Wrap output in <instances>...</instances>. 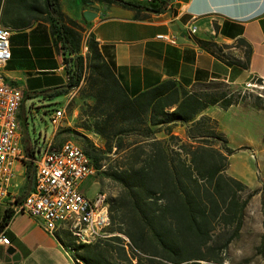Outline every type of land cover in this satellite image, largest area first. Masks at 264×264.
<instances>
[{"label":"trees","instance_id":"16d2710c","mask_svg":"<svg viewBox=\"0 0 264 264\" xmlns=\"http://www.w3.org/2000/svg\"><path fill=\"white\" fill-rule=\"evenodd\" d=\"M76 1L87 8L118 5L148 15L166 12L169 3ZM61 2L0 0V26L20 29L32 22L49 24L67 82L40 94L51 101L77 91L78 102L69 104L79 108L77 128L98 137L102 145H95L85 134L72 133L80 137V147L90 159L99 185L107 181L116 188V193L106 198L111 236L90 244L68 240L64 246L83 264H223V254L239 237L256 191L227 173L234 151L219 122L205 111L211 107L226 111L237 105L264 111V97L231 91L222 81L187 89L172 79L130 95L98 42L92 35L84 36L83 27L62 12ZM196 42L226 64L236 62L224 54L231 46ZM237 45L245 47L246 68L251 47L243 39ZM197 86L201 88L196 90ZM22 125L23 149L29 158L23 165L31 191L37 141L31 142L27 123ZM178 125L185 128L184 139L174 133Z\"/></svg>","mask_w":264,"mask_h":264},{"label":"crops","instance_id":"0c3cea01","mask_svg":"<svg viewBox=\"0 0 264 264\" xmlns=\"http://www.w3.org/2000/svg\"><path fill=\"white\" fill-rule=\"evenodd\" d=\"M90 8L79 6L76 0L61 2L62 12L83 27L84 36L92 35L98 42L104 58L112 64L130 95L168 79L187 89L211 81H222L236 89L253 80H264V0H169L166 12L149 15L118 5L95 4L93 9ZM86 11L95 13L87 23L84 21ZM193 27L196 29L194 34L190 32ZM9 29L12 30L9 37L11 58L4 69V77L24 95L18 113L21 137L22 123H27L29 115L48 116L52 109H64L65 119L62 127L53 128L51 136L42 138L41 142H51L58 148L66 142L59 141L61 132L67 133L68 141L74 140L73 131L88 137L92 135L77 128V104L66 114V104H62L69 94L62 96L61 103L59 97L50 101L40 94L67 82L62 56L52 43L49 24L32 22L24 28ZM159 34L176 35L178 45L157 40ZM239 39L251 47L246 68L243 67L245 47L237 45ZM196 41L231 46L226 50L232 52L236 62L226 64L202 49ZM75 100L78 102L77 95ZM50 105L53 108H48ZM233 107L256 110L243 105L229 109ZM209 110L205 114L211 116ZM14 170L9 196L0 200V236L4 235L10 241L9 246L0 243V264H83L64 246L69 240L66 228L73 229L70 222L60 224L51 235L40 227L39 219L16 212V206L34 189L35 176L33 189L28 191L23 163L16 164ZM8 216L7 225L1 227Z\"/></svg>","mask_w":264,"mask_h":264},{"label":"built area","instance_id":"2783aa9c","mask_svg":"<svg viewBox=\"0 0 264 264\" xmlns=\"http://www.w3.org/2000/svg\"><path fill=\"white\" fill-rule=\"evenodd\" d=\"M195 31L194 27L190 30L192 34ZM11 32L9 28L0 27V200L9 196L15 178V165L29 161L22 146L18 118L24 95L7 83L4 77V69L11 58ZM156 39L171 46L178 45V37L174 34H159ZM83 50L86 51V48L83 47ZM258 86L252 82L246 84V88L250 89ZM48 118L57 130L62 127L65 111L55 109ZM33 148L37 153L33 162L35 186L16 206V212L39 219L40 227L51 235L60 224H66L70 217H78L80 225L69 231L76 241H83V244L110 237L105 195L96 193L90 199L80 190L82 183L96 174L81 147L67 141L55 148L51 142L37 141ZM0 243L10 245L4 235L0 236Z\"/></svg>","mask_w":264,"mask_h":264},{"label":"rangeland","instance_id":"374dc122","mask_svg":"<svg viewBox=\"0 0 264 264\" xmlns=\"http://www.w3.org/2000/svg\"><path fill=\"white\" fill-rule=\"evenodd\" d=\"M90 9H93L92 7ZM224 54L230 59H234L232 52L224 51ZM258 87L232 89L231 91H242L250 93L253 97L261 95L264 97V83H257V80L251 81ZM212 85L211 87H217ZM196 90L200 86L194 87ZM218 89H223L219 86ZM77 91L71 92L64 100L59 97V103L66 104V114L68 115L69 104L74 102ZM251 98V100L253 99ZM68 112V113H67ZM212 117L219 122L221 131L228 140V146L234 152L229 158L230 166L228 174L248 185L256 194L250 200L246 209L244 224L241 228L239 237L235 239L223 254V264H264V111L251 110L247 108L233 107L227 111H221L217 108H210L209 112ZM28 134L31 142H41V139L51 136L53 125L47 115L35 114L28 116ZM80 133V132H79ZM174 133L180 138H185V128L178 125ZM59 141H68L66 132H61ZM89 139L97 146L102 142L96 140L94 136ZM80 137L73 134V142L80 147ZM253 155V156H252ZM80 190L87 196L92 197L97 192L102 193L105 197L114 195L116 188L114 185L105 181L99 185L98 179L93 176L84 181ZM68 239L78 244L76 239L66 228Z\"/></svg>","mask_w":264,"mask_h":264},{"label":"bare ground","instance_id":"6f19581e","mask_svg":"<svg viewBox=\"0 0 264 264\" xmlns=\"http://www.w3.org/2000/svg\"><path fill=\"white\" fill-rule=\"evenodd\" d=\"M70 222L72 224L73 229L80 225V218L78 217H70L66 220V223ZM78 244H83V241H77Z\"/></svg>","mask_w":264,"mask_h":264},{"label":"water","instance_id":"95a60500","mask_svg":"<svg viewBox=\"0 0 264 264\" xmlns=\"http://www.w3.org/2000/svg\"><path fill=\"white\" fill-rule=\"evenodd\" d=\"M94 17H95V13H93L91 11H86L84 13V18L86 19V21H91ZM181 36H183V35H181Z\"/></svg>","mask_w":264,"mask_h":264}]
</instances>
